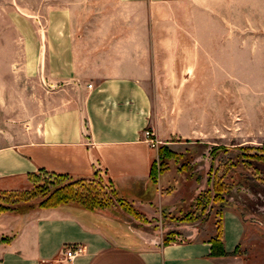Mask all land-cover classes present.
Wrapping results in <instances>:
<instances>
[{
    "label": "rangeland",
    "instance_id": "rangeland-1",
    "mask_svg": "<svg viewBox=\"0 0 264 264\" xmlns=\"http://www.w3.org/2000/svg\"><path fill=\"white\" fill-rule=\"evenodd\" d=\"M113 1L89 0L85 5L79 0H0V144H7L19 127H30L31 118L38 120L68 105L64 100L72 99L76 89L48 79L41 53L49 42L60 44L68 35L76 43L74 7L78 13L93 14L79 22L85 25L130 24L133 18H120L116 12L139 7ZM206 1V12L175 0L173 9L160 6L152 17L149 38L171 40L173 45H156L157 62L150 74L154 78L146 81L153 117L169 134L165 142L157 140L155 148L157 157L162 146L167 155L160 174L167 179L161 199L147 210L129 207L116 199L111 183L101 176L81 179L83 183L61 191L58 182L67 178L57 180L56 174L43 170L28 174L20 188L0 191V214L25 215L59 189L57 202L70 194L63 204L93 206L115 237L123 241L127 235L132 245L150 248L166 238H208L214 227L217 234L220 213L230 210L243 222L238 254L245 264H264V8H246L249 0H236L238 8L233 10L222 0ZM68 10V21L65 14L50 15ZM176 48L174 70L171 54ZM34 57L38 71L30 68ZM222 173L229 187L219 205L208 204L192 221H177L194 209V199L206 190L208 179L212 183Z\"/></svg>",
    "mask_w": 264,
    "mask_h": 264
},
{
    "label": "crops",
    "instance_id": "crops-1",
    "mask_svg": "<svg viewBox=\"0 0 264 264\" xmlns=\"http://www.w3.org/2000/svg\"><path fill=\"white\" fill-rule=\"evenodd\" d=\"M174 1L114 0L119 6L139 7L116 12L120 18H133L123 26L79 23L93 14L78 13L74 7L76 43L68 35L60 44L49 42L41 54L48 79L71 83L76 90L72 99L64 100L68 105L47 111L38 120L31 118L30 127H19L7 144H0V191L20 188L28 174L44 170L84 179L104 177L117 197L142 210L161 199L167 179L160 175L153 182L150 177L157 151L143 140L142 131L152 130L161 143L169 138L153 117L146 81L154 78L150 74L157 62L156 48L167 42L173 47L171 40L149 38L154 10L173 9ZM222 1L230 3L231 10L238 8L236 0ZM247 3L251 4L246 8H264V0ZM188 5L198 6L200 13L207 11L206 0H182V6ZM64 14L71 20L69 10L50 13ZM171 56L176 70L177 48ZM32 61L28 65L38 71L35 57ZM68 205L31 209L25 215L0 214V264H245L238 254L243 222L230 210L219 219L223 254H215V227L208 238L142 248L132 245L127 235L122 241L109 232L99 212ZM76 244L82 252L64 260L62 247Z\"/></svg>",
    "mask_w": 264,
    "mask_h": 264
},
{
    "label": "trees",
    "instance_id": "trees-1",
    "mask_svg": "<svg viewBox=\"0 0 264 264\" xmlns=\"http://www.w3.org/2000/svg\"><path fill=\"white\" fill-rule=\"evenodd\" d=\"M166 150V148L164 146H162V148L159 150L158 153V157L156 159L152 160V165H151V170H150V177L152 178L153 182H157L158 176L163 173L164 170V166L166 164V160H167V155L162 154V152ZM167 154H172V152L170 150H168ZM158 160L159 164L156 162ZM212 172V167L209 169V173ZM33 174V173H32ZM97 176V175H94ZM69 177V178H68ZM70 175L67 174H56L55 178L58 180L59 179H63V178H67L66 180H62V182H58L60 184H62V188L60 189L62 190H66L70 187H72L74 184H76L77 182H82L83 183V179L84 178H76V180L74 181L73 179H71ZM225 177V174L222 173V175L220 177H214L213 181L211 183L210 178L208 179V183H207V188L205 191L201 192L200 194H198L196 196V198L194 199L193 202V206L194 209L191 210L190 212L186 213V214H182L177 218V221H192L194 220V217H196L198 210L200 212H204L206 210V208L208 207V204L212 205V204H216L221 202V195L223 194V192L228 190L229 185L223 180ZM82 179V180H81ZM57 184H55L56 186ZM58 190L53 191L52 193L49 194V196L44 200V202L38 206V208H54V207H59V205L63 204V203H67L69 201H65V199L67 198H71L70 194H64V197H62L58 202L55 200L56 198V194L58 193ZM112 193L115 195L116 199L119 200L121 203H124L125 205L130 206L129 203H127L125 200L117 197L116 193L114 192V190H112ZM79 204V203H78ZM81 205L83 208L85 209H90V210H95L93 208V206H87L84 204H79ZM220 219L222 217V214L220 213ZM222 224H221V220L218 223V229H217V234L215 236L214 239H212V248L213 247H218L217 251L213 250V253L215 254H223V250H222ZM170 235H174V232L170 233ZM171 242H177V241H170L168 238L164 239L163 245L171 243Z\"/></svg>",
    "mask_w": 264,
    "mask_h": 264
},
{
    "label": "built area",
    "instance_id": "built-area-1",
    "mask_svg": "<svg viewBox=\"0 0 264 264\" xmlns=\"http://www.w3.org/2000/svg\"><path fill=\"white\" fill-rule=\"evenodd\" d=\"M143 140L149 144L150 147L153 149L156 148L158 145V141L154 136V133L150 130L147 129L143 130ZM83 250L82 246L76 244L75 246H64L60 250V254L63 257L64 260L66 261H71L73 258H75L76 255L81 253Z\"/></svg>",
    "mask_w": 264,
    "mask_h": 264
}]
</instances>
